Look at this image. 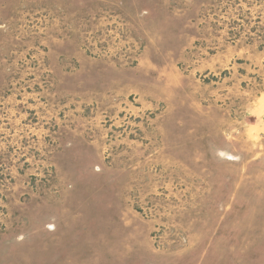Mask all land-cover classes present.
<instances>
[{"label": "rangeland", "instance_id": "obj_1", "mask_svg": "<svg viewBox=\"0 0 264 264\" xmlns=\"http://www.w3.org/2000/svg\"><path fill=\"white\" fill-rule=\"evenodd\" d=\"M0 264H264V0H0Z\"/></svg>", "mask_w": 264, "mask_h": 264}]
</instances>
